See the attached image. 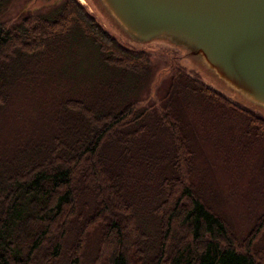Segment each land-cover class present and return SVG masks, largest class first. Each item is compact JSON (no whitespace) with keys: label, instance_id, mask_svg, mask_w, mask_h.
<instances>
[{"label":"trees","instance_id":"trees-1","mask_svg":"<svg viewBox=\"0 0 264 264\" xmlns=\"http://www.w3.org/2000/svg\"><path fill=\"white\" fill-rule=\"evenodd\" d=\"M74 37L90 40L121 78L89 82L90 100L60 97L29 136L6 140L9 105L22 82L39 76L56 53L64 55ZM151 68L149 51L121 41L79 0H62L53 13L0 21V264H264V249L237 244L193 183L191 137L173 97L155 117V129L170 140L154 160L170 173L136 168L148 166L155 135L154 128L137 126L153 106L136 93ZM179 72L186 81L180 84L243 112L245 132L264 136L263 115ZM149 180L152 186H142ZM263 227L264 217L251 234Z\"/></svg>","mask_w":264,"mask_h":264},{"label":"rangeland","instance_id":"rangeland-1","mask_svg":"<svg viewBox=\"0 0 264 264\" xmlns=\"http://www.w3.org/2000/svg\"><path fill=\"white\" fill-rule=\"evenodd\" d=\"M79 1L98 23L121 41L130 47L145 49L152 55L150 73L142 78V88L136 89V93L142 96L144 104L153 106L150 107L147 119H140L137 126L140 129L145 126L154 128L155 135L145 153L149 157L148 166L138 165L136 168L154 169V176L158 173L160 176L170 173L162 163L154 160L155 155L163 154L170 140L166 133L155 129V117L157 107L167 98L173 97L186 123L185 131L191 137L193 183L208 205L224 218L237 244L252 243L255 248L264 249V227L256 236L251 234L264 217V136L245 132L246 116L243 112L209 102L200 97L197 91L183 86L186 81L181 78L179 71L183 70L192 78L213 87L251 111L264 116V109L248 103L231 91L197 58L188 55L184 48L163 37L146 42L136 41L122 31L96 0ZM61 2L62 0H6L0 8V21L19 22L34 14L53 13L59 9ZM70 41L72 45L65 50L64 55L56 53L51 60L44 61L39 71L37 69L39 76L22 82L17 97L9 105L6 140L29 136V129L36 127L41 113L53 112L60 97L73 95L90 100L95 93L94 88L89 87V82L94 83L96 79L114 75L121 78V72L108 67L101 60L96 46L90 40L74 37ZM133 78L123 81V84H129ZM180 82L184 83L181 85ZM99 93L101 92L96 95L100 96ZM136 93L132 91L128 94H116L134 96ZM44 119L45 114L42 115V121ZM152 182L153 180H149L142 186H152ZM138 185L140 186L139 183ZM149 196L151 193L146 195ZM148 205L146 201L145 206ZM97 235L98 231L95 230L92 236L97 239ZM95 239L88 247L90 252L95 243L98 244Z\"/></svg>","mask_w":264,"mask_h":264},{"label":"water","instance_id":"water-1","mask_svg":"<svg viewBox=\"0 0 264 264\" xmlns=\"http://www.w3.org/2000/svg\"><path fill=\"white\" fill-rule=\"evenodd\" d=\"M97 1L131 38L168 39L264 109V0Z\"/></svg>","mask_w":264,"mask_h":264}]
</instances>
